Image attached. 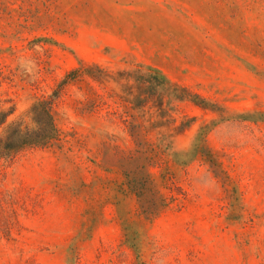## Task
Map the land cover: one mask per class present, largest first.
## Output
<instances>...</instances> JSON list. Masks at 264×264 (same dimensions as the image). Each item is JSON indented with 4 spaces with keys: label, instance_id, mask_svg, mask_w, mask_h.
Segmentation results:
<instances>
[{
    "label": "rangeland",
    "instance_id": "374dc122",
    "mask_svg": "<svg viewBox=\"0 0 264 264\" xmlns=\"http://www.w3.org/2000/svg\"><path fill=\"white\" fill-rule=\"evenodd\" d=\"M43 99L54 138L0 160V264H264V0H0V107Z\"/></svg>",
    "mask_w": 264,
    "mask_h": 264
},
{
    "label": "trees",
    "instance_id": "16d2710c",
    "mask_svg": "<svg viewBox=\"0 0 264 264\" xmlns=\"http://www.w3.org/2000/svg\"><path fill=\"white\" fill-rule=\"evenodd\" d=\"M153 81L157 85L175 87L182 93L178 96L179 99L192 98V94L185 88L170 82L164 76H153ZM51 109V101L48 99L39 100L28 111L31 123L26 124L24 117L8 121L15 113L14 107L7 109L0 107V128L3 129L0 135V160L11 162L27 148L46 146L56 134ZM136 175L137 177L131 180L130 187L141 202L142 213L151 219L155 218L168 206V200L172 197L168 198L157 189L151 172L142 169L138 170ZM164 180L167 181L166 176Z\"/></svg>",
    "mask_w": 264,
    "mask_h": 264
}]
</instances>
